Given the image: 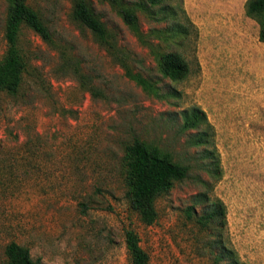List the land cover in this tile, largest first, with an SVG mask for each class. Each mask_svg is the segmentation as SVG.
<instances>
[{"label":"rangeland","instance_id":"374dc122","mask_svg":"<svg viewBox=\"0 0 264 264\" xmlns=\"http://www.w3.org/2000/svg\"><path fill=\"white\" fill-rule=\"evenodd\" d=\"M76 1L27 0L50 41L21 25L22 84L14 95L0 93V264L10 241L40 264H131L126 228L137 232L149 264H211L194 241L210 230H225L247 264H264V42L246 0L144 3L153 14L138 7L144 0H122L135 10L140 36L112 0H86L107 28L103 44L72 17ZM6 13L0 0V59ZM176 20L184 25L178 33ZM161 50L181 52L188 77L164 76ZM193 105L211 125L201 126L211 134L207 145L197 142L198 128L182 126L181 110ZM135 138L187 168L156 197L151 224L127 198L126 146ZM207 147L219 156L217 179ZM200 193L223 201L225 224L201 228L188 218V206L205 211Z\"/></svg>","mask_w":264,"mask_h":264},{"label":"trees","instance_id":"16d2710c","mask_svg":"<svg viewBox=\"0 0 264 264\" xmlns=\"http://www.w3.org/2000/svg\"><path fill=\"white\" fill-rule=\"evenodd\" d=\"M7 13L3 30L5 51L0 59V93L5 92L14 95L22 84L23 72L27 61L18 46V37L21 25L24 23L45 41H50L49 30L37 11L27 0H6ZM118 7L120 15L125 23L140 36L139 25L135 10L123 4L122 0H112ZM161 0H144L138 7L149 14L154 12L146 8L144 3L150 6L157 5ZM159 9L165 10L161 7ZM245 14L255 19L259 24L258 39L264 42V0H246L244 3ZM174 13V12H173ZM72 17L86 26L95 35L100 43L107 41V28L105 23L94 12L91 4L86 0H77ZM184 27L176 20L173 28L178 33ZM155 59L159 71L171 80L179 81L190 74L189 60L178 51H157ZM137 83L145 89L149 87L145 80L138 75H131ZM182 126L186 128H198L197 142L207 145L211 134L207 129H202L203 124L210 126L206 114L198 106L193 105L181 110ZM199 129H201L199 131ZM126 186L129 207L137 214L144 224L153 223L158 214L155 200L158 195L166 193L176 180L187 176V168L175 162L170 153L162 150L157 144L145 142L135 138L126 146ZM206 157L210 158L207 166L208 172L215 179L220 177L219 156L217 151L207 147ZM196 201L206 202L205 211L198 214L194 206L186 208L187 216L195 225L201 228L217 227L225 224V205L217 196H207L200 193ZM196 225V226H197ZM199 234L202 231L197 230ZM215 236L210 240L209 236ZM208 235L199 237L195 241L196 253L205 256L211 264H247L243 261L237 250L231 245L225 230H210ZM125 244L131 264H149V254L142 248L139 236L133 228L124 231ZM198 239V238H197ZM5 264H40L39 259L33 258L27 246L16 241L8 242L4 247Z\"/></svg>","mask_w":264,"mask_h":264}]
</instances>
